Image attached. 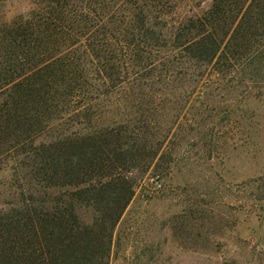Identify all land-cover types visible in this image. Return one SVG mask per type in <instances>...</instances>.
<instances>
[{
	"label": "trees",
	"instance_id": "16d2710c",
	"mask_svg": "<svg viewBox=\"0 0 264 264\" xmlns=\"http://www.w3.org/2000/svg\"><path fill=\"white\" fill-rule=\"evenodd\" d=\"M184 1L30 0L0 16V170L19 190L0 209V264H108L132 174L166 138L165 87L213 74L264 98V0L171 21Z\"/></svg>",
	"mask_w": 264,
	"mask_h": 264
},
{
	"label": "rangeland",
	"instance_id": "374dc122",
	"mask_svg": "<svg viewBox=\"0 0 264 264\" xmlns=\"http://www.w3.org/2000/svg\"><path fill=\"white\" fill-rule=\"evenodd\" d=\"M213 1L185 0L171 21L200 16ZM31 8L9 0L0 16ZM205 77L156 96L168 101L166 138L132 174L134 195L113 230L108 264H263L264 202L254 198L264 177V98ZM18 194L10 171L0 170V209Z\"/></svg>",
	"mask_w": 264,
	"mask_h": 264
},
{
	"label": "clouds",
	"instance_id": "9594fccd",
	"mask_svg": "<svg viewBox=\"0 0 264 264\" xmlns=\"http://www.w3.org/2000/svg\"><path fill=\"white\" fill-rule=\"evenodd\" d=\"M7 19H9V21L11 20V16L7 17Z\"/></svg>",
	"mask_w": 264,
	"mask_h": 264
},
{
	"label": "built area",
	"instance_id": "2783aa9c",
	"mask_svg": "<svg viewBox=\"0 0 264 264\" xmlns=\"http://www.w3.org/2000/svg\"><path fill=\"white\" fill-rule=\"evenodd\" d=\"M158 187H160V185H158Z\"/></svg>",
	"mask_w": 264,
	"mask_h": 264
}]
</instances>
